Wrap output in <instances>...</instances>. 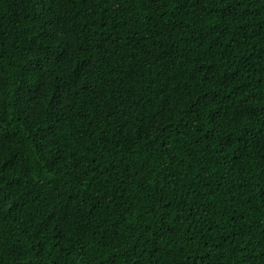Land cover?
Masks as SVG:
<instances>
[{"label":"trees","instance_id":"obj_1","mask_svg":"<svg viewBox=\"0 0 264 264\" xmlns=\"http://www.w3.org/2000/svg\"><path fill=\"white\" fill-rule=\"evenodd\" d=\"M0 264H264V0H0Z\"/></svg>","mask_w":264,"mask_h":264}]
</instances>
